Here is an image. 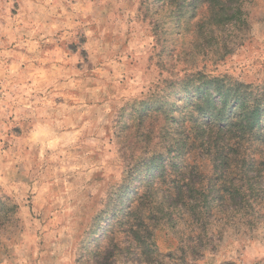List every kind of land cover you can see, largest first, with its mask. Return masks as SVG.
<instances>
[{"label": "rangeland", "instance_id": "1", "mask_svg": "<svg viewBox=\"0 0 264 264\" xmlns=\"http://www.w3.org/2000/svg\"><path fill=\"white\" fill-rule=\"evenodd\" d=\"M190 1L0 0V264H264L255 145L167 155L204 82L264 94V0Z\"/></svg>", "mask_w": 264, "mask_h": 264}, {"label": "trees", "instance_id": "2", "mask_svg": "<svg viewBox=\"0 0 264 264\" xmlns=\"http://www.w3.org/2000/svg\"><path fill=\"white\" fill-rule=\"evenodd\" d=\"M204 1L209 0H192L190 2L195 8H198ZM222 83V81L213 80L211 82H204L203 86L205 87L195 88L199 93V97H197L198 103L194 111L188 112L189 119L187 121L178 120L174 115L172 118H168L178 129L176 132L182 136V138L174 140L184 141L179 143L178 147H176V141L170 143L167 147L169 150L167 153L168 157L172 153L181 154L183 145L188 146V138L184 136L187 132L186 126L188 129V125L192 134L196 138L201 139L202 144L200 146L202 149L206 153H211L215 157V161L218 160L221 166H229L231 164V153L236 152L234 150L242 140H246L245 144L240 143L239 146L252 143L255 145V149L264 156V94L255 95L251 89L250 91L248 90L250 87H224ZM209 85L213 86L208 87ZM187 88L190 87H185V89ZM210 89L216 93H212ZM175 127L171 125L170 129ZM237 133H243L244 135L239 140H236ZM163 157L164 155H159L148 159L146 162L152 170H157L163 162ZM144 160L139 163V166L142 165ZM158 161H160L159 165ZM215 161L214 163L217 165ZM241 162L242 168L239 169L240 182L246 178L252 179L251 175L254 172V165L262 164L256 160H252V158L242 159ZM244 166H249V168L243 170ZM127 190L128 188L122 191V194L128 195L129 191ZM218 192L220 193V190ZM234 193L239 196L243 195L240 187H237ZM139 197L140 199H144L148 204V199L151 198V195L148 192H144V195L140 194ZM156 209L159 210V208ZM130 213L138 214L137 211H131ZM145 222L139 221L141 225L139 227L131 224V231L125 233L128 236L136 235L137 238H141L139 235L140 229L143 226L146 227Z\"/></svg>", "mask_w": 264, "mask_h": 264}]
</instances>
